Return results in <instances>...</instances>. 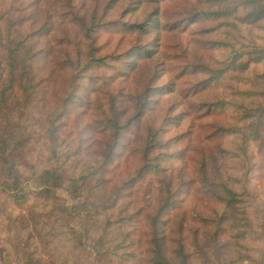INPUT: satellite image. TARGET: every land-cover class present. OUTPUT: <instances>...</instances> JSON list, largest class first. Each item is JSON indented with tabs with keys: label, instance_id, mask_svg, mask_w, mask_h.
Segmentation results:
<instances>
[{
	"label": "trees",
	"instance_id": "1",
	"mask_svg": "<svg viewBox=\"0 0 264 264\" xmlns=\"http://www.w3.org/2000/svg\"><path fill=\"white\" fill-rule=\"evenodd\" d=\"M76 2L20 16L18 0H0V204L13 210L17 261L191 264L182 236L198 222L212 230L209 248L221 247L250 142L264 143V0H126L124 13L145 12L128 21ZM191 25L210 59L181 71L196 78L179 90L187 108L162 113L159 100L176 84L139 70L153 65L165 30ZM111 34L128 47L110 51ZM190 115L205 132L169 133ZM198 195L217 207L214 217L198 221L179 206ZM174 230L180 240L171 241Z\"/></svg>",
	"mask_w": 264,
	"mask_h": 264
},
{
	"label": "rangeland",
	"instance_id": "2",
	"mask_svg": "<svg viewBox=\"0 0 264 264\" xmlns=\"http://www.w3.org/2000/svg\"><path fill=\"white\" fill-rule=\"evenodd\" d=\"M55 0H18L17 7L20 9L18 15L24 16L29 14L33 9L37 8L40 14H43L45 10L55 15V7H61L60 4L53 6ZM124 2L126 0H77L78 7L81 6V11L90 13H98L99 16L104 15L106 19H119L122 21H128L132 18L143 17L145 12L138 9L134 13H124ZM169 4L177 5L183 4V0H171ZM239 28L242 29L248 26L244 25L238 20ZM197 25H191L190 27L175 29L173 31L165 30L162 34V45L158 47V54L154 60L153 65L143 64L139 70V74L154 73L158 70L161 75V82L166 83L172 81L176 84V90L172 94L165 95L160 98L158 107L161 108L162 113L170 105L175 107L176 112L182 109H186L189 105V101H183L179 94V90L185 85L196 81L195 76L192 74H181L182 69L185 66L193 65L200 59H210L211 53H208L203 44H201V35L198 34ZM103 41L107 42L106 47L111 50L125 49L128 47L129 38L120 39L118 35H106ZM120 50V51H121ZM215 58H218L216 55ZM233 75V74H232ZM238 80L237 76L230 80L229 91L232 86L236 85ZM121 87L124 91H130L133 89V83L130 81H123ZM228 91V90H227ZM228 91V92H229ZM206 94L196 97V101L207 99ZM195 101V100H194ZM202 102V101H201ZM202 120L196 116L190 115L184 121V123L173 124L169 133H181L186 129L188 131L200 130L205 132V129L200 126ZM264 137V135H263ZM204 145V144H203ZM192 151L194 147L191 148ZM249 164L245 171V177L241 181H246L245 185L238 186V191L241 194L238 207L236 210L238 215L234 221L229 224H224L226 232V238H224L223 244L220 248H209L211 245L212 230H203L200 224L196 222L193 224L186 233L182 236L188 240V250L190 251L191 264H264V143L252 139L250 142V149L248 151ZM196 156H191L189 166L193 167L196 162ZM242 174H238L240 176ZM58 195L68 200L69 205L78 203L79 201H73L69 198L68 194L64 191H58ZM200 196L187 197L185 202L180 207L183 211L188 210L195 218L199 219L203 217L215 216L216 208L212 205V202H205L199 198ZM184 196H181V199ZM0 201H3L0 198ZM184 201V200H183ZM3 203V202H2ZM0 264H20L18 263L16 255L18 251L15 250V245L21 242L19 238L15 239V234L11 233L8 229L7 216L13 210L8 204H0ZM224 207L218 208L219 212H223ZM206 221V220H204ZM176 225V224H174ZM13 231V229H12ZM15 231V230H14ZM203 231L205 236L203 235ZM30 229H25L23 232L22 244L28 243L30 237ZM178 238L175 230L172 234L171 241ZM197 239V242L195 243ZM202 239V240H201ZM21 244V247L23 246ZM176 246V242L171 244ZM198 245V246H195ZM209 245V246H208ZM40 249L41 246H40ZM198 256V258H196ZM20 259V256H18ZM200 259V260H198ZM72 264V263H70Z\"/></svg>",
	"mask_w": 264,
	"mask_h": 264
}]
</instances>
